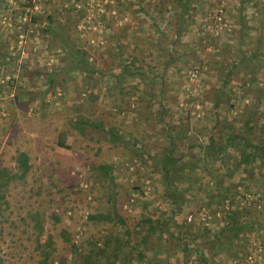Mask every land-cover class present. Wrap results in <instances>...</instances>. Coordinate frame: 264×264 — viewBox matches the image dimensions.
Returning <instances> with one entry per match:
<instances>
[{
  "label": "rangeland",
  "instance_id": "374dc122",
  "mask_svg": "<svg viewBox=\"0 0 264 264\" xmlns=\"http://www.w3.org/2000/svg\"><path fill=\"white\" fill-rule=\"evenodd\" d=\"M158 1L0 0V51L6 49L9 54L3 57L6 63L0 64V168L18 172L15 155L20 150L29 162L25 175L12 176L0 198V264H37L41 254L34 246L35 228L29 218L35 211L43 218L41 244L47 233L51 235L46 264H83L84 255L91 264H264V184L258 181L259 171L249 172L247 180L239 182L252 199L250 212L240 219L250 222L254 218L256 226L240 234L239 240H231L229 250L213 239L228 232L227 228L219 231L228 204L206 205L197 189L190 192L194 197L187 198L191 203L185 217L191 221L188 227L166 225H170L168 215L159 211L172 206L159 196L151 209L166 224H153L155 228L148 231L146 222L137 223L139 213L133 207L151 190L159 193L152 182L161 179L149 169L151 161L144 153L164 151L176 128H181L177 142L189 136L197 140L194 137L214 132L210 126L215 116H234V127L242 132L245 114L255 109L246 135L253 140L264 137V66L256 72V63L264 62L260 52L264 0H255L259 8L242 0L197 2L193 21L182 28L187 30L181 31L172 51L182 58L171 61L161 81L159 73L151 72L142 78L137 73L115 78L114 73L122 70L121 62L131 71L136 69L140 62L137 47L141 54L151 50L145 59L155 63L152 71L160 72L167 55L157 56L155 44L160 41L158 47L165 49L166 39L156 29L164 30L168 40L173 31L169 24L152 23L146 17ZM46 13L59 21L67 45L85 49L94 71L80 72L68 65L70 56L62 39L40 30ZM168 14L175 15L172 10ZM239 18L244 38L237 34ZM255 46L257 58L239 60ZM133 53L138 60L132 59ZM244 63L251 65L257 80L242 86L224 84L225 91L214 105L212 99L226 68L239 71L232 74L233 81L248 80ZM48 73H52L50 83ZM238 89H248L250 94L243 93L239 99ZM157 102L163 103L162 112ZM87 120H100L124 141H112L107 129ZM166 125L172 127L165 138ZM60 139L66 146L58 145ZM180 148L194 152L191 147ZM191 159L189 153L185 160ZM102 162L111 164L113 185L105 184L108 177L96 168ZM111 206L125 216L122 224L86 218L90 212ZM61 228L68 233L66 239Z\"/></svg>",
  "mask_w": 264,
  "mask_h": 264
},
{
  "label": "trees",
  "instance_id": "16d2710c",
  "mask_svg": "<svg viewBox=\"0 0 264 264\" xmlns=\"http://www.w3.org/2000/svg\"><path fill=\"white\" fill-rule=\"evenodd\" d=\"M201 0H159L157 7L147 12L145 15L152 23H157L158 20L162 26H166L169 24L172 29V39L168 40L164 30H159L160 35L166 39V47L162 49L158 47V41L155 44V48L159 51L157 56L164 54L167 55L162 61L160 65L159 71H152L151 69L155 66V63L148 62V59H145V56H149L152 54L151 50H147L145 54H141L139 50L140 47H137L135 53L140 55V62L134 71L127 69L125 63L121 62L122 70L114 73L115 78H119L120 76L130 74L134 76L136 73L139 78H142L145 72H151L153 75L160 76L159 81L163 78V72L170 65L172 60L181 59L180 54H176L173 56L172 51L175 47L176 41L180 40L181 33L185 32L187 29L182 30V28L192 20L191 13L193 9H196L195 6L197 2ZM249 1L251 6H258L255 0H242ZM57 7V6H56ZM54 7V9H56ZM175 13V15L168 14L170 11ZM260 11V10H259ZM47 21L45 25H43L40 30L41 31H49L50 33L57 35V37L61 38L65 43V39L60 35V25L59 21L54 19V16L51 13H46L45 15ZM193 21V20H192ZM242 18L238 19L239 25L236 26L238 28L237 34L240 38H244V32L241 29L243 23H241ZM182 31V32H181ZM232 33V32H231ZM258 42V39L256 40ZM213 44V43H212ZM211 45V43H210ZM65 49L69 52L68 56H70V61L68 65L72 66L74 69L82 72L85 71L87 73H91L94 71V67L92 63L85 56V49L78 46H69L66 43L64 44ZM14 43L10 47V51L13 53ZM151 48V46H150ZM146 49V48H145ZM162 49V50H159ZM3 55L0 58V64L6 63L5 54L7 52L6 49L0 51ZM10 52V53H11ZM258 48L255 46L253 50H247V53L241 55V61L248 62L250 59L257 58L258 56ZM264 53V46L262 51ZM133 53L132 59H137V55ZM9 55V54H8ZM125 60V59H122ZM138 60V59H137ZM126 62V61H125ZM233 63V59H232ZM144 66V70L142 72L141 68ZM250 66V67H249ZM264 66L263 63H256L257 71L259 72L260 67ZM234 67H229L225 69V74L221 78L222 85L219 87L218 91L214 95L212 102L217 106L218 98L221 94L224 93V84H230V86H242L244 83H249L251 81L257 80L258 75L251 69V65L249 63H244L242 69L248 72L250 75L248 80H244L242 82L233 81L232 74H237L239 71L236 69L233 71ZM142 72V73H141ZM46 75V74H45ZM52 73H48L46 76L48 77L49 83L53 81L52 78H49ZM232 92L236 93V90L232 88ZM239 96L244 93V95L250 94L248 89H245L244 92L238 89ZM236 94H234L235 96ZM256 96L260 98L262 96L261 88L257 89ZM161 105V106H160ZM156 108L162 112L164 109L162 102L156 103ZM255 109L251 110L245 114L244 120V129L241 131L236 130L234 127L235 117L232 116L230 118L225 116H215L214 121L210 127L213 128V133L204 134V137L196 136L197 140H191L189 137L186 139H180L179 133L181 132V128H176L174 130L175 136L173 139L169 141V145L164 149V151L160 150L158 153L149 154L148 152L144 153V156L150 158L149 169L159 174L161 178L157 182H152V184L156 185L159 189V193L152 191L147 195H143V200L140 202L139 206L133 207L138 213L139 218L137 223H147V229L153 230L156 226L160 224H166L165 220H170L171 228L177 229V227L185 224L188 227V224L191 221H186V214L190 211L191 203L189 200L191 197H194L191 191L197 189L198 192L202 193V196L206 198V205L212 204L215 207L224 204V201L228 204L227 210L224 209L223 219H222V227L220 228V232L228 229V232L225 234H219L213 237L218 244H225V249H230V241L231 240H239V235L243 234L249 230V228H253L256 226V223H253L254 218L250 219V222L244 217V219H240V216H245L248 212V208L251 206V202L247 192L243 187H241V181H246L248 178L249 172H260L258 174V181H261V184H264V137L259 139L249 138L246 133L250 131L252 124L250 123V116L255 114ZM261 112V111H260ZM252 113V114H251ZM244 114V113H243ZM86 123H90L88 120ZM90 124L99 125L103 130L109 131V137L113 141L115 139L120 138V140L124 141L121 136L113 131L112 127H104L100 120H96L91 122ZM163 126V125H161ZM172 126L166 125L164 128V137L169 136V130ZM199 137V138H198ZM129 139V138H128ZM175 139V141H174ZM131 140V139H130ZM58 145L66 146L62 139L57 141ZM140 146V144H137ZM135 146V145H134ZM181 146L191 147L194 152L182 151ZM191 154L192 159L186 162V158ZM195 156L194 154H198ZM15 155V163L18 168V172H10L6 167L0 168V198H3V190L4 186H6L7 182L12 176H17L22 178L27 170L29 169L28 156L24 151H18ZM226 159V160H225ZM233 161V162H232ZM98 171L103 175V177L107 178L105 184L110 185L114 184V177L111 174V164L108 162H102L96 165ZM192 174H197V177H192ZM227 175V177H226ZM4 176V177H3ZM239 184V185H238ZM110 191V190H109ZM155 193V194H154ZM157 193V194H156ZM254 195L255 192H251ZM159 196L168 201L172 208L169 210L161 209L159 211V215H168L166 219L161 220L157 214H155V209L152 210L151 206H156L154 204L155 198ZM258 196V195H257ZM256 196V197H257ZM188 198V199H187ZM5 202V201H4ZM254 212V211H253ZM177 213H184V215L180 218H177L175 215ZM53 216L57 219L58 216L53 213ZM31 225L35 228V248L39 249L40 257L37 259V264H46V260L49 256L48 250L50 249L51 243V235L47 233L46 239L43 244H41V231H42V214L39 211L33 212L30 217ZM86 218L94 221H113L119 224H122L125 221V216L119 212L116 206L109 207V210L105 211H95L90 212L86 215ZM190 220V219H189ZM153 224H156L155 227ZM248 224V225H247ZM154 228H153V227ZM168 228V227H166ZM60 234L64 239L67 238L68 233L61 228ZM144 236V235H143ZM127 240V238H125ZM212 239V240H213ZM105 243H103L104 245ZM72 249L77 251V247L74 243H72ZM119 245H115L114 248L117 249ZM135 246V245H132ZM115 252V251H114ZM139 257H141V253L137 251ZM115 255V254H114ZM204 258V257H203ZM92 262L89 259L88 255H84L83 264H91Z\"/></svg>",
  "mask_w": 264,
  "mask_h": 264
},
{
  "label": "built area",
  "instance_id": "2783aa9c",
  "mask_svg": "<svg viewBox=\"0 0 264 264\" xmlns=\"http://www.w3.org/2000/svg\"><path fill=\"white\" fill-rule=\"evenodd\" d=\"M30 1H35V0H30ZM187 219H189V216L187 217Z\"/></svg>",
  "mask_w": 264,
  "mask_h": 264
}]
</instances>
